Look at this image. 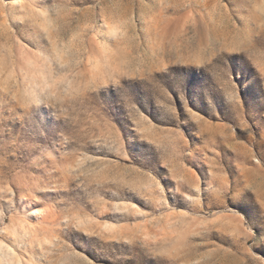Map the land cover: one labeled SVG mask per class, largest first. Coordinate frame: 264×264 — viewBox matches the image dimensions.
Returning a JSON list of instances; mask_svg holds the SVG:
<instances>
[{
    "label": "rangeland",
    "instance_id": "1",
    "mask_svg": "<svg viewBox=\"0 0 264 264\" xmlns=\"http://www.w3.org/2000/svg\"><path fill=\"white\" fill-rule=\"evenodd\" d=\"M261 145L264 0H0L1 257L15 219L21 264H264Z\"/></svg>",
    "mask_w": 264,
    "mask_h": 264
},
{
    "label": "snow or ice",
    "instance_id": "2",
    "mask_svg": "<svg viewBox=\"0 0 264 264\" xmlns=\"http://www.w3.org/2000/svg\"><path fill=\"white\" fill-rule=\"evenodd\" d=\"M42 4H48L51 3V0H40ZM87 2V0H86ZM227 2V0H225ZM42 39V38H41ZM227 59V58H224ZM218 65H220L221 68H223V60L218 59L216 61ZM64 66L61 65V68ZM221 75L227 79V72L222 71ZM158 79V78H157ZM140 88V84L135 83H128V82H122V84L112 89L111 87L107 89V92L111 94L112 99L108 100L104 98V93H96L92 96L87 98L88 103H98L102 105L107 114L115 121L116 124H120L121 121L117 119V113L119 112L123 118L124 121H127L128 112L125 109V97H131L133 98V103L136 105L140 104V100L137 99V92L136 90ZM131 125H128L125 123L124 127L120 128V131L126 132L127 134L124 136V139L126 140V148L128 152L129 159L135 163L136 166H138L140 169L145 170L146 172L151 173L154 177L157 178V180L162 184L164 187L165 192L167 193L168 189L172 187V184L168 182V176L167 173L161 168L160 162L158 159V154L152 150L151 148H145L142 144L139 145V150L136 152H133L130 150V148L127 146L128 142L130 140H135L136 137L131 133L128 132L127 129H129ZM261 150H264V145H261ZM89 151H92L93 149L89 148L86 149ZM195 166V165H193ZM123 199L128 201H134L135 196L131 193H123ZM119 212V209L116 210ZM95 215V213H93ZM102 219H112V215L100 217ZM108 226H105V230H107ZM73 236H76L77 239H79L81 242L87 244V245H96L98 248L105 247L106 245L100 241L97 237L83 234L79 235L75 232L69 233V236L67 238L71 239Z\"/></svg>",
    "mask_w": 264,
    "mask_h": 264
},
{
    "label": "bare ground",
    "instance_id": "3",
    "mask_svg": "<svg viewBox=\"0 0 264 264\" xmlns=\"http://www.w3.org/2000/svg\"><path fill=\"white\" fill-rule=\"evenodd\" d=\"M7 237L9 240V251H7L8 253L6 255H3L2 257L0 256V262L2 261V258L5 261V264H21V261L17 259L16 246H19L23 238L27 239L30 237L29 232L21 227L15 219H11L7 226Z\"/></svg>",
    "mask_w": 264,
    "mask_h": 264
}]
</instances>
